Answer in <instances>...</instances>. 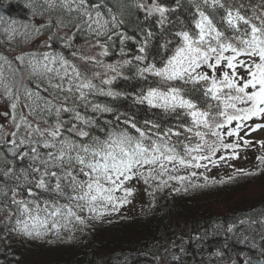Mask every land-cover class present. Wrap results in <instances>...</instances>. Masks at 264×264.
Returning a JSON list of instances; mask_svg holds the SVG:
<instances>
[{
  "label": "snow or ice",
  "instance_id": "obj_1",
  "mask_svg": "<svg viewBox=\"0 0 264 264\" xmlns=\"http://www.w3.org/2000/svg\"><path fill=\"white\" fill-rule=\"evenodd\" d=\"M188 3L187 23L176 16L183 0H175L174 6L168 0H31L28 22L5 20L0 14V27L10 39L20 35L27 43L43 36L47 49L22 50L12 58L0 54V99L8 109L3 113L7 127L0 124L5 237L40 239L70 224L86 226L116 213L131 203L135 189L128 185L133 180L149 188L155 182V192L170 181L183 185L188 177L203 176V184L189 183L187 191L264 173V139L248 138L264 130V0ZM136 12L144 18L129 34V18ZM53 13H58L55 22ZM73 23V34L63 32ZM80 33L98 53L85 55L75 47ZM56 41L72 59L55 50ZM113 54L119 59L105 64L102 58ZM76 59L103 73L87 75ZM150 77L152 83L132 95L133 104L174 116L176 127L162 128L149 120L140 125L95 100L127 97L112 87L118 78L147 83ZM104 114L114 119H102ZM257 146L261 154L255 170L235 168L219 180L192 170L222 163L232 167L230 161ZM180 169L188 170L187 176L179 175ZM239 223L236 243L247 251H233L228 264H264V215ZM245 224L260 226L259 241L255 233L245 234ZM225 233L235 235L236 225L229 224ZM208 235H189L188 242ZM185 243L181 237L179 245L172 244L180 253L171 255L177 264L187 254ZM227 247L212 256L223 260Z\"/></svg>",
  "mask_w": 264,
  "mask_h": 264
},
{
  "label": "trees",
  "instance_id": "obj_2",
  "mask_svg": "<svg viewBox=\"0 0 264 264\" xmlns=\"http://www.w3.org/2000/svg\"><path fill=\"white\" fill-rule=\"evenodd\" d=\"M5 1L0 0V14L5 20L24 23L32 19L26 7L31 0ZM168 3L174 6L175 0H168ZM183 4L176 16L187 23L189 13L185 9L189 6L188 0H183ZM57 15L53 13L52 18L56 19ZM143 18L142 12H136L129 18V34L135 23L143 21ZM70 28H74L73 34L75 23ZM85 41V35L80 33L74 43ZM31 42L29 38L26 43L20 35L10 39L4 34V28L0 27V54L12 58L13 54H19L22 50L38 51L25 50ZM54 47L70 58L59 41L54 42ZM128 47L133 48L131 42ZM155 52L154 47L153 54ZM109 57L119 58L114 54ZM124 74L132 75L127 71ZM153 79L150 77L146 83L139 78H118L112 87L115 91L128 94L127 97L112 100L97 96L95 100L108 103L119 113H127L140 125L149 120L159 123L162 128L176 127L174 116L160 109H150L146 104H133L132 95L142 88L146 89ZM102 119L114 117L104 114ZM176 188L180 191H174ZM184 188L180 183L170 181L168 187L152 191L145 203L130 211L106 214L102 219L89 220L86 226L70 224L40 239L18 234L5 237L3 224L0 223V264H160V260L162 264H177L171 255L173 251L177 255L180 253L178 248L172 250V244L175 242L179 245L181 237L186 241L184 247L187 249V254L181 256L183 264H201V261L203 264H228L233 251H247L236 243V237L242 231L239 221L249 217L259 219L264 215V173L239 183L188 188L187 191ZM6 216L7 211H0V221ZM229 224L236 225L235 235L225 233ZM243 228L247 229L245 234L255 233L259 241V225L251 227L245 224ZM205 232L209 233L207 238L188 242L189 235H203ZM224 245L228 247L223 260L212 256L217 250H224ZM166 249L169 250L167 257ZM249 254L255 255L254 252Z\"/></svg>",
  "mask_w": 264,
  "mask_h": 264
},
{
  "label": "rangeland",
  "instance_id": "obj_3",
  "mask_svg": "<svg viewBox=\"0 0 264 264\" xmlns=\"http://www.w3.org/2000/svg\"><path fill=\"white\" fill-rule=\"evenodd\" d=\"M4 2H6L4 0ZM52 20H56L55 18H52ZM41 21V19H37V23H39ZM74 28H65L63 30V32H67L68 34L71 35V33L73 32ZM56 29L54 28L53 32H55ZM63 32H61V35H63ZM44 39L43 36L35 39V41H32L26 48L25 50H38V51H44L47 49H44L42 46L41 41ZM92 43H94V41H92ZM75 47L76 48H82L83 49V54L85 55H95L96 53L99 52V48H92L89 49L88 48V41L82 42V43H75ZM65 50V52L70 56V59H72L71 57V52L67 49H63ZM98 59H101L100 57H98ZM105 64L108 63H114L115 61H117L119 58H111V57H104L102 58ZM75 63L80 67V70L83 72H86L87 75H91L93 72L95 71H100L103 73V69L100 68H96L91 64H85L83 61L76 59ZM99 82V81H97ZM7 107H6V102L3 99H0V124H5V127H7V123L4 120L3 117V113L5 111H7ZM22 112L26 113V110L23 108V106L21 105V109ZM249 139H253V140H257V139H264V130L261 131H257L255 133H253L250 137H248ZM260 150L257 146V148L255 149H249L247 151H242L241 152V156L239 160L236 161H230L229 164L232 165V167H229L228 164H220L217 167L211 166L209 165L208 169L205 170L203 168L201 169H192L194 171H196L198 174L199 173H204V175L209 177V180L212 179H216L219 180L221 178H227V176L231 175L232 171L235 168H242L245 170H255L258 167V161L256 160V157L258 155H260ZM187 172L188 170L185 169H180L179 171V175H184L187 176ZM166 179V177H165ZM177 183H180L178 181H175ZM189 183H195V184H203L204 183V179L203 176L197 175V177H188L187 180H185L184 184L181 185L183 187H185L186 185H188ZM129 187H133L135 189V195L131 198V203L124 205L119 212H124V211H130L132 210L133 207L137 206V205H141L143 203H145L146 199L148 198V195L152 192V188H155V182H153L152 188H149L147 185H145L143 183V181H137V180H133L130 182V184L128 185ZM191 188V187H189ZM116 214V213H115ZM121 214V213H119ZM160 264L163 263V261H159Z\"/></svg>",
  "mask_w": 264,
  "mask_h": 264
}]
</instances>
